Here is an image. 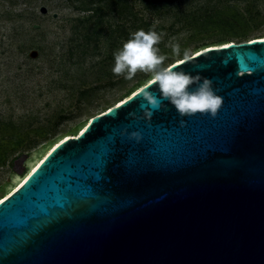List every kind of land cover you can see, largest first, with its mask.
Masks as SVG:
<instances>
[{"label": "water", "instance_id": "95a60500", "mask_svg": "<svg viewBox=\"0 0 264 264\" xmlns=\"http://www.w3.org/2000/svg\"><path fill=\"white\" fill-rule=\"evenodd\" d=\"M171 65L213 82L216 114L146 117L149 81L95 115L0 201V264H264V38Z\"/></svg>", "mask_w": 264, "mask_h": 264}, {"label": "rangeland", "instance_id": "374dc122", "mask_svg": "<svg viewBox=\"0 0 264 264\" xmlns=\"http://www.w3.org/2000/svg\"><path fill=\"white\" fill-rule=\"evenodd\" d=\"M76 1L0 0V199L11 193L56 144L78 135L95 115L151 80L137 83L128 91L114 73V84L80 97V86L91 80L93 85L98 83L90 65L101 57L93 54L68 61L62 56H67L69 41L82 26L80 21L95 11L89 3L81 7ZM192 2L210 10L218 5L221 11L238 18L239 11L246 18L240 17L232 27L211 23L209 28L192 29L188 20L180 21L176 13H166L157 21L167 27L174 23V29L168 31L170 49L179 43L181 48H188L190 57L210 46L264 37V0ZM42 6L48 8L46 13L41 11ZM232 31L243 34L229 35ZM33 49L39 52L36 57L30 55ZM181 59L183 53L173 54L165 64ZM140 73L138 70L135 75ZM108 79L105 77L103 82Z\"/></svg>", "mask_w": 264, "mask_h": 264}, {"label": "trees", "instance_id": "16d2710c", "mask_svg": "<svg viewBox=\"0 0 264 264\" xmlns=\"http://www.w3.org/2000/svg\"><path fill=\"white\" fill-rule=\"evenodd\" d=\"M191 1L190 3H188ZM193 0H77L78 6H85L89 3L92 6V14L87 15L88 18L80 21L82 26L77 27L74 36L70 39L68 54L64 58L72 61L78 56H87L98 54L99 60L92 61L90 71L92 75L96 76L98 82L93 85H82L78 89L80 97L90 95L97 89L105 87L107 84H114L112 67L114 65V52L122 47L125 40L129 38L130 33L143 28H155V30L162 34V39L159 42L161 54L166 55V60L171 59L172 49L167 47L168 31L174 29V23L167 27L162 21H157L166 13H176L178 20H185L190 26L189 28H209L211 23L224 24L233 26L236 20L246 18L238 11V17L226 14L221 11L218 5H215L214 10H210L208 6H194ZM181 14V15H179ZM170 30V31H171ZM230 32V31H228ZM243 34L239 31H232L229 35ZM240 36V35H239ZM188 43V42H187ZM186 46L181 48V54ZM55 61V60H54ZM58 61H62L59 59ZM74 61V60H73ZM109 78L108 81L103 82L104 78ZM151 77L150 72L141 71L140 74L135 75L132 79H126L123 74H119V80L124 82L126 86L124 89L132 90L135 85ZM139 83V84H137Z\"/></svg>", "mask_w": 264, "mask_h": 264}, {"label": "clouds", "instance_id": "9594fccd", "mask_svg": "<svg viewBox=\"0 0 264 264\" xmlns=\"http://www.w3.org/2000/svg\"><path fill=\"white\" fill-rule=\"evenodd\" d=\"M162 34L155 28L145 30L140 28L130 33L122 47L114 52L112 72L123 74L126 79H132L137 71L150 72L151 81L156 88L145 87L142 94L140 108L144 115L150 117L153 109L161 107L164 101L173 105L181 114H193L198 111L216 114L221 105V97L213 87L209 78L193 75L175 65H166V55L161 54L158 47ZM174 55H181V46H172ZM188 57V50L183 51V58ZM132 136L139 138V132H132Z\"/></svg>", "mask_w": 264, "mask_h": 264}, {"label": "bare ground", "instance_id": "6f19581e", "mask_svg": "<svg viewBox=\"0 0 264 264\" xmlns=\"http://www.w3.org/2000/svg\"><path fill=\"white\" fill-rule=\"evenodd\" d=\"M262 38H264V37H262ZM151 81V80H150ZM122 101V100H121ZM121 101H119V102H121ZM83 130H84V128H83ZM83 130H81V131H83ZM69 137V136H68ZM57 145V144H56ZM55 145V146H56ZM54 146V147H55ZM53 147V148H54ZM53 148L42 158V159H40L32 168H30L29 169V171L25 174V176H24V178H23V180L21 181V183L11 192V193H9L7 196H5L3 199H5L6 197H8L9 195H11L13 192H15L26 180H27V178L29 177V175L41 164V162L46 158V156L53 150ZM2 199V200H3ZM2 200H0V201H2Z\"/></svg>", "mask_w": 264, "mask_h": 264}, {"label": "snow or ice", "instance_id": "6c2138e0", "mask_svg": "<svg viewBox=\"0 0 264 264\" xmlns=\"http://www.w3.org/2000/svg\"><path fill=\"white\" fill-rule=\"evenodd\" d=\"M139 139V138H138Z\"/></svg>", "mask_w": 264, "mask_h": 264}]
</instances>
